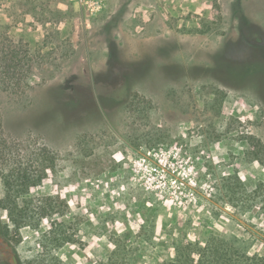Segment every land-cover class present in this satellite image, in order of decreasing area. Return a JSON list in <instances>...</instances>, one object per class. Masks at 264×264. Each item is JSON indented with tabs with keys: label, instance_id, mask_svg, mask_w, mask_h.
Segmentation results:
<instances>
[{
	"label": "rangeland",
	"instance_id": "374dc122",
	"mask_svg": "<svg viewBox=\"0 0 264 264\" xmlns=\"http://www.w3.org/2000/svg\"><path fill=\"white\" fill-rule=\"evenodd\" d=\"M251 135L264 0H0V198L9 171L41 177L21 199L65 203L66 264H156L212 235L264 256ZM0 215V264L36 255L48 221L14 242Z\"/></svg>",
	"mask_w": 264,
	"mask_h": 264
},
{
	"label": "trees",
	"instance_id": "16d2710c",
	"mask_svg": "<svg viewBox=\"0 0 264 264\" xmlns=\"http://www.w3.org/2000/svg\"><path fill=\"white\" fill-rule=\"evenodd\" d=\"M217 18L220 20L221 15ZM247 138L250 144V159L258 160L264 165V142L253 135ZM2 181L4 194L0 198V212H6L9 219V223L2 224L7 240L15 242V235L19 234L22 228H39L44 221H48L38 241L40 251L33 257L26 258L22 264H66L57 251L69 242L78 241V227L77 221L68 219L65 213L58 211L65 203L62 202L57 207L53 196L39 199L38 204L33 203V199H21V196L29 194L33 185L42 182L41 177L38 179L35 175L9 171L3 175ZM244 193L247 198L246 202L244 199L245 209L251 208L257 197H263L261 201L264 202V183L258 185L251 193L247 190H244ZM234 206L237 207L236 204ZM156 264H264V256L251 254L236 236L212 235L205 243L187 241L176 248L171 260H160Z\"/></svg>",
	"mask_w": 264,
	"mask_h": 264
},
{
	"label": "built area",
	"instance_id": "2783aa9c",
	"mask_svg": "<svg viewBox=\"0 0 264 264\" xmlns=\"http://www.w3.org/2000/svg\"><path fill=\"white\" fill-rule=\"evenodd\" d=\"M73 1L77 2L80 5L85 6V5H89V3L93 0H73ZM96 1L100 2V0H96ZM95 8H97V7H94L93 9H95Z\"/></svg>",
	"mask_w": 264,
	"mask_h": 264
}]
</instances>
